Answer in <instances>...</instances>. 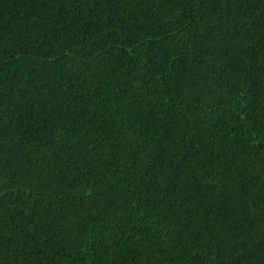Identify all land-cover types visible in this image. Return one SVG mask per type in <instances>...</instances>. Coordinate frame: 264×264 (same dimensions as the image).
<instances>
[{"label":"trees","instance_id":"obj_1","mask_svg":"<svg viewBox=\"0 0 264 264\" xmlns=\"http://www.w3.org/2000/svg\"><path fill=\"white\" fill-rule=\"evenodd\" d=\"M0 264H264V0H0Z\"/></svg>","mask_w":264,"mask_h":264}]
</instances>
